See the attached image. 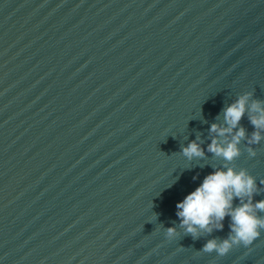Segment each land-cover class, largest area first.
I'll return each instance as SVG.
<instances>
[{"label": "water", "instance_id": "95a60500", "mask_svg": "<svg viewBox=\"0 0 264 264\" xmlns=\"http://www.w3.org/2000/svg\"><path fill=\"white\" fill-rule=\"evenodd\" d=\"M246 92L264 102V0H0V264H264V230L220 256L230 217L194 239L176 216L225 165L264 200L248 112L237 158L207 151Z\"/></svg>", "mask_w": 264, "mask_h": 264}, {"label": "clouds", "instance_id": "9594fccd", "mask_svg": "<svg viewBox=\"0 0 264 264\" xmlns=\"http://www.w3.org/2000/svg\"><path fill=\"white\" fill-rule=\"evenodd\" d=\"M252 92L240 95L238 99L223 110L224 124L213 123L210 133L216 135L208 145L207 151L216 156L223 157L227 162L233 161L240 155L238 147L241 139L245 137V129L238 125L245 113L254 126V131L249 143H259L262 139L261 130H264V102L253 100L248 106ZM231 140L221 143L219 137L233 133ZM199 139V138H198ZM255 156V152L251 151ZM182 154L188 160L202 158L205 155L203 148L196 141H192L182 148ZM264 184V180L260 181ZM257 193L256 178L248 174L245 169L237 172L234 168L225 165L223 168L214 170L203 178L202 183L187 194L183 200L176 203V216L180 218V227L186 234L198 238L202 232L211 233L213 229L222 230L225 217L231 218L230 233L228 238L218 241L210 239L203 246L202 251L211 253L215 251L224 256L234 246L251 245L264 230V217L258 212H264V200L253 203V196ZM239 204L234 206V200ZM177 235L176 228L166 229V237L173 239Z\"/></svg>", "mask_w": 264, "mask_h": 264}]
</instances>
